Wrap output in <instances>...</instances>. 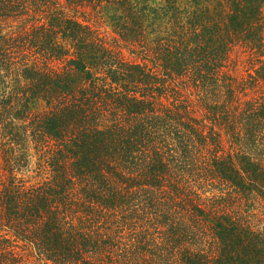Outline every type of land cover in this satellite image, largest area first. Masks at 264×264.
<instances>
[{
    "label": "trees",
    "instance_id": "obj_1",
    "mask_svg": "<svg viewBox=\"0 0 264 264\" xmlns=\"http://www.w3.org/2000/svg\"><path fill=\"white\" fill-rule=\"evenodd\" d=\"M233 193L264 206V0H0V264H264Z\"/></svg>",
    "mask_w": 264,
    "mask_h": 264
},
{
    "label": "rangeland",
    "instance_id": "obj_2",
    "mask_svg": "<svg viewBox=\"0 0 264 264\" xmlns=\"http://www.w3.org/2000/svg\"><path fill=\"white\" fill-rule=\"evenodd\" d=\"M107 30L109 32H111V29L104 25L103 29H101V31ZM240 69L242 70L243 67L240 65ZM40 106V105H39ZM198 113V112H197ZM222 146L225 150L229 149V143L227 141L222 143ZM207 185H204L202 187L196 188L198 191V193L200 194V196L204 195V196H212V195H218V186H214V185H210L209 183H205ZM204 192V194H203ZM215 193V194H214ZM225 195V197H227V194H223ZM231 199H229V196L227 198H225V200H220L218 202L220 203L222 202V204L220 205L219 210L222 211L223 209L226 210L227 207L229 208H233L232 212L233 213H242L241 217H242V221L243 223H249L251 222L252 225L259 227L263 224L264 222V206L262 204H260V202H258L256 200V198L253 196L251 198V202L250 203H242L240 204V200L239 198L236 196V194L233 193V196L230 197ZM226 201V202H225ZM227 202H228V206H227ZM250 204V205H249ZM210 205V204H209ZM247 205H249V207H247ZM252 205L254 206L252 208ZM216 206V205H214ZM217 210V211H219ZM240 217V218H241ZM192 243L193 245H195L196 247L199 248H205L206 247V251H209L208 249H210V246L213 238H211V235L209 234V232H196L192 235Z\"/></svg>",
    "mask_w": 264,
    "mask_h": 264
}]
</instances>
